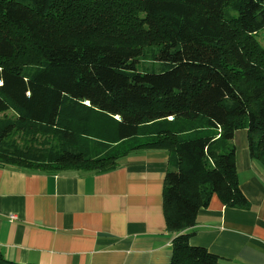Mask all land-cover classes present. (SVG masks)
<instances>
[{
	"label": "trees",
	"instance_id": "1",
	"mask_svg": "<svg viewBox=\"0 0 264 264\" xmlns=\"http://www.w3.org/2000/svg\"><path fill=\"white\" fill-rule=\"evenodd\" d=\"M263 28L264 0H0V166L99 173L165 149L171 264H231L189 229L214 195L250 206L231 141L247 129L264 166Z\"/></svg>",
	"mask_w": 264,
	"mask_h": 264
},
{
	"label": "crops",
	"instance_id": "2",
	"mask_svg": "<svg viewBox=\"0 0 264 264\" xmlns=\"http://www.w3.org/2000/svg\"><path fill=\"white\" fill-rule=\"evenodd\" d=\"M232 141L250 206H226L214 195L197 212L189 243L231 264H264V166L250 156L247 129ZM168 158L165 149L143 148L99 173L0 166L1 253L18 263L171 264L178 233L164 212Z\"/></svg>",
	"mask_w": 264,
	"mask_h": 264
},
{
	"label": "rangeland",
	"instance_id": "3",
	"mask_svg": "<svg viewBox=\"0 0 264 264\" xmlns=\"http://www.w3.org/2000/svg\"><path fill=\"white\" fill-rule=\"evenodd\" d=\"M257 37H258V40L260 41L261 45L264 47V28H263L261 31H259ZM152 51H153V48H152V47H148V48L146 49V54L150 55V54L152 53ZM150 57H151V56H150ZM150 62H151L150 60H147L146 62H144L145 66L148 67V66L150 65ZM188 126H189V127H190V126H195V127L193 128V131L195 130V131L197 132V133L195 134V136H198V135H208V134H212V133L215 132L212 128H210V127H208L207 125L203 124L202 119H200V120H196V121H193V122L189 123ZM195 128H196V129L198 128L199 130H196ZM186 130H188V128H187ZM186 130H185V131H186ZM188 136H194V134L187 135V136H183V137H188ZM145 139H146V138H144V136H141V137H135L134 139H132V142H134V143H139V142L144 141ZM233 143H234V142L232 141L231 144H233Z\"/></svg>",
	"mask_w": 264,
	"mask_h": 264
}]
</instances>
